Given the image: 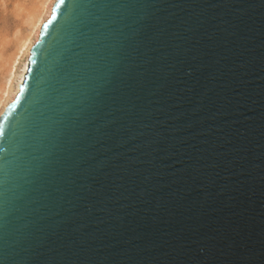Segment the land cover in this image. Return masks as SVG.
I'll return each mask as SVG.
<instances>
[{
	"label": "water",
	"instance_id": "obj_1",
	"mask_svg": "<svg viewBox=\"0 0 264 264\" xmlns=\"http://www.w3.org/2000/svg\"><path fill=\"white\" fill-rule=\"evenodd\" d=\"M0 117V264H264V0H65Z\"/></svg>",
	"mask_w": 264,
	"mask_h": 264
},
{
	"label": "rangeland",
	"instance_id": "obj_2",
	"mask_svg": "<svg viewBox=\"0 0 264 264\" xmlns=\"http://www.w3.org/2000/svg\"><path fill=\"white\" fill-rule=\"evenodd\" d=\"M41 2L42 0H0V90L7 81L5 78L8 79L10 65L21 39L25 40L31 33L28 20Z\"/></svg>",
	"mask_w": 264,
	"mask_h": 264
},
{
	"label": "bare ground",
	"instance_id": "obj_3",
	"mask_svg": "<svg viewBox=\"0 0 264 264\" xmlns=\"http://www.w3.org/2000/svg\"><path fill=\"white\" fill-rule=\"evenodd\" d=\"M56 2L57 0H42L39 7L36 8L37 10L28 20V23L30 24V26H28L29 28L31 27V33L25 40L22 41L21 39L17 54L10 65L8 79L5 78L7 81L0 90V117L3 115L8 105L12 103L18 95L20 91L19 86L24 83L25 76L28 72L31 49L39 40L42 26L50 18ZM22 59H24V61H22ZM20 62L22 63L21 66L19 64Z\"/></svg>",
	"mask_w": 264,
	"mask_h": 264
},
{
	"label": "snow or ice",
	"instance_id": "obj_4",
	"mask_svg": "<svg viewBox=\"0 0 264 264\" xmlns=\"http://www.w3.org/2000/svg\"><path fill=\"white\" fill-rule=\"evenodd\" d=\"M65 2V0H58L59 4H63Z\"/></svg>",
	"mask_w": 264,
	"mask_h": 264
}]
</instances>
